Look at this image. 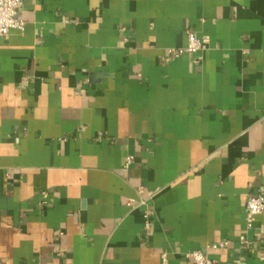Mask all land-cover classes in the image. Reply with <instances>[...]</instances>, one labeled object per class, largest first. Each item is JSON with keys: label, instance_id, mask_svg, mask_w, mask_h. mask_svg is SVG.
<instances>
[{"label": "crops", "instance_id": "1", "mask_svg": "<svg viewBox=\"0 0 264 264\" xmlns=\"http://www.w3.org/2000/svg\"><path fill=\"white\" fill-rule=\"evenodd\" d=\"M17 18L0 263L264 264V219L245 228L264 188V0H26ZM186 31L205 50L171 56Z\"/></svg>", "mask_w": 264, "mask_h": 264}, {"label": "built area", "instance_id": "2", "mask_svg": "<svg viewBox=\"0 0 264 264\" xmlns=\"http://www.w3.org/2000/svg\"><path fill=\"white\" fill-rule=\"evenodd\" d=\"M25 1L26 0H0V40L6 38L11 31L22 32L24 30L25 25L17 18V15ZM186 37V48L170 52L169 54L171 56L179 57L183 54L195 56L199 52L205 50L207 41L198 38L195 33L190 31H186ZM197 61H195V63H197ZM258 218L264 219V188L256 189L249 196L245 205V228L247 230L253 229ZM224 245L225 244L220 245V247ZM186 259L193 264H214L200 251L186 255Z\"/></svg>", "mask_w": 264, "mask_h": 264}]
</instances>
